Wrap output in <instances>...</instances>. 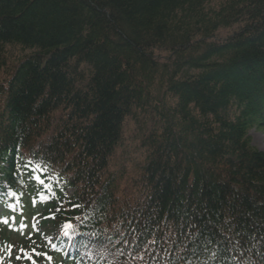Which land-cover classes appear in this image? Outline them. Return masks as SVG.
I'll return each instance as SVG.
<instances>
[{
    "label": "trees",
    "instance_id": "trees-1",
    "mask_svg": "<svg viewBox=\"0 0 264 264\" xmlns=\"http://www.w3.org/2000/svg\"><path fill=\"white\" fill-rule=\"evenodd\" d=\"M253 128L264 0H0V252L29 228L44 264H264Z\"/></svg>",
    "mask_w": 264,
    "mask_h": 264
},
{
    "label": "rangeland",
    "instance_id": "rangeland-1",
    "mask_svg": "<svg viewBox=\"0 0 264 264\" xmlns=\"http://www.w3.org/2000/svg\"><path fill=\"white\" fill-rule=\"evenodd\" d=\"M229 31H222L219 34L220 38H225ZM6 51L13 57H20L26 54L19 47L9 46ZM162 81L159 79L155 83L156 90L161 89ZM142 132H140L134 122L129 121L125 124L124 136L125 143L118 150L117 154L111 162L109 173L121 184L122 190L132 189L133 183L137 181L138 175L143 165L146 150L142 145ZM252 145L264 152V129L253 128L250 131ZM134 188V187H133ZM72 194V190L67 191ZM29 228L20 229L11 234L10 246L7 250L0 252V264H44L36 259L37 251H29L25 247V242L30 234ZM48 239L47 237H45ZM50 240V239H48Z\"/></svg>",
    "mask_w": 264,
    "mask_h": 264
},
{
    "label": "snow or ice",
    "instance_id": "snow-or-ice-1",
    "mask_svg": "<svg viewBox=\"0 0 264 264\" xmlns=\"http://www.w3.org/2000/svg\"><path fill=\"white\" fill-rule=\"evenodd\" d=\"M65 227H68V228H70V227H71V225H70V224H67V225H65ZM152 243H155V241H152Z\"/></svg>",
    "mask_w": 264,
    "mask_h": 264
}]
</instances>
